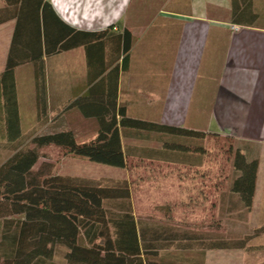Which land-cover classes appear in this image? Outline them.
<instances>
[{"label":"trees","instance_id":"1","mask_svg":"<svg viewBox=\"0 0 264 264\" xmlns=\"http://www.w3.org/2000/svg\"><path fill=\"white\" fill-rule=\"evenodd\" d=\"M5 2L7 20L17 19V27L0 74V149L14 151L0 166V264H206L211 251H264V241L257 239L264 237V222L251 234L222 232L223 226L233 230L248 224L260 164L256 146L231 143L229 172L216 177L204 169L211 157L207 142L214 134L132 117L119 104L120 75L130 69L134 46L129 30L117 34L113 25L100 32L80 31L58 16L50 18L54 11L45 0ZM31 20L34 32L23 39ZM77 48L87 53L90 91L70 107L99 124L97 136L87 142H79L62 121L47 124L44 58ZM27 63L35 66L40 125L24 140L15 74ZM51 147L65 157H84L130 175L142 166L167 165L180 177L200 180L199 194L204 201L213 199L218 218L187 226L175 223L169 207L165 218H139L127 179L59 175L55 165L48 172L36 171L43 151Z\"/></svg>","mask_w":264,"mask_h":264},{"label":"crops","instance_id":"2","mask_svg":"<svg viewBox=\"0 0 264 264\" xmlns=\"http://www.w3.org/2000/svg\"><path fill=\"white\" fill-rule=\"evenodd\" d=\"M45 1L54 11L50 18L58 16L77 30L94 32L117 24L115 33L125 29L132 33L130 69L121 73L119 81V104L132 117L230 136L256 146L264 163V0ZM152 6L157 9L149 18L147 9ZM6 8L5 0H0V74L7 66L17 27V19L7 20ZM34 22L24 26L23 39L32 35ZM232 26L240 30L233 31ZM141 46L144 58L138 60L135 51ZM44 61L47 124L62 121L77 140L94 139L97 119L70 107L89 95L85 48ZM15 77L25 140L40 125L34 64L18 67ZM260 165L257 188L260 178L263 193Z\"/></svg>","mask_w":264,"mask_h":264},{"label":"rangeland","instance_id":"3","mask_svg":"<svg viewBox=\"0 0 264 264\" xmlns=\"http://www.w3.org/2000/svg\"><path fill=\"white\" fill-rule=\"evenodd\" d=\"M152 6L147 9V14L151 18L153 10ZM114 25V24H113ZM111 25V26H113ZM117 25V24H116ZM110 28V27H108ZM106 29L94 32L105 31ZM142 46L135 51V57L140 60L144 58L142 55ZM204 66L207 65V59H210L209 53L206 56ZM205 77V75L203 74ZM198 96L194 104L198 102ZM192 104L191 114H194ZM199 104V103H197ZM201 130V129H200ZM213 134V133H211ZM81 139H79V142ZM235 139L230 136L214 134L209 138L207 145L211 150V157H207L205 170L216 174V177L223 176L229 172V163L227 162L226 151ZM23 143L17 144L20 147ZM27 144V143H26ZM29 144V143H28ZM27 144V145H28ZM14 151L2 147L0 149V166L4 164ZM44 158L40 160L35 170H44L48 172L50 166L55 165L56 173L59 175L76 176L77 178L89 180H111L118 181L127 179L132 186L133 204L135 214L139 218H155L162 219L169 211L175 223L185 224L187 226L193 224L207 225L214 218H218V210L212 209L213 199L203 200L200 196L201 182L194 177H180L176 170H172L167 165L155 166L153 168L142 166L135 170L133 174H129L126 169L116 168L105 164L91 162L80 156L65 157L64 153L56 148H48L43 151ZM261 159V157H259ZM260 174L264 172V163L260 160ZM49 168V169H48ZM174 171V172H173ZM152 176V177H151ZM179 176V177H178ZM261 186L260 178L258 180V188L255 197L253 210L249 216L246 226L237 227L236 229L227 226L222 227V232L227 233L233 231V234H251L253 229L259 227L264 222V190ZM218 203V198L216 199ZM264 241V237L257 238ZM63 257V252L58 254V260ZM206 264H264V251L247 252V251H211L207 254Z\"/></svg>","mask_w":264,"mask_h":264},{"label":"built area","instance_id":"4","mask_svg":"<svg viewBox=\"0 0 264 264\" xmlns=\"http://www.w3.org/2000/svg\"><path fill=\"white\" fill-rule=\"evenodd\" d=\"M232 30L237 32V31H239V30H240V27H237V26H232Z\"/></svg>","mask_w":264,"mask_h":264}]
</instances>
